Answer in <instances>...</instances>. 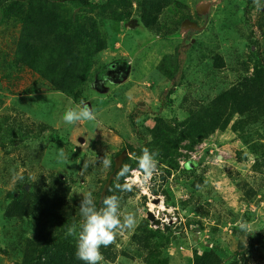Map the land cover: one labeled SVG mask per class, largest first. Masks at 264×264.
I'll return each instance as SVG.
<instances>
[{"label":"trees","instance_id":"obj_1","mask_svg":"<svg viewBox=\"0 0 264 264\" xmlns=\"http://www.w3.org/2000/svg\"><path fill=\"white\" fill-rule=\"evenodd\" d=\"M260 11L256 24H247L249 29L253 26L264 31V9ZM190 18V7L179 0H0V23L4 22L7 26L2 32L17 30L12 54L0 50V70L6 77L18 68L28 69L35 74L37 79L23 91L25 95H35L42 87H48L50 91L69 98L75 105H88L85 86L91 78L97 82L100 72L111 69L109 65L100 63V55L117 43V37L125 30L127 23L138 20L152 35L172 39L179 36L182 23ZM242 25L246 26V21ZM245 38L254 60H241V56L230 46L224 51L208 50L198 58V68L193 73L192 81L189 80L183 87L184 94L178 109L181 119H166L157 114L144 125L136 143L126 141L121 149L126 148L129 152L122 164L133 169L137 167V158L143 149L159 153L157 167L159 179L163 181L159 185L161 192L171 199L170 205L180 208L186 217L193 215L186 222V227L206 236V241L199 242L182 264H231L226 262L227 253L221 248L216 235L228 222L232 223L231 231L235 227L233 234H242L254 242L264 240L262 228L254 229L252 233L243 231L236 227L239 220L233 213L218 210L213 203H195L194 190L204 184L203 175L195 174V167L199 163L188 160L179 166L182 146L186 151L193 152L196 146L207 143L216 133L229 131L245 148L231 155L238 163H245L248 157H254L250 168L262 174L264 185V49H261L264 43H260L261 46L254 51L255 43L251 36L248 34ZM233 40L234 36L229 45ZM172 56L163 55L156 66L161 76L172 83L166 95L161 93V102L165 107L171 105L169 97L182 86L180 78H177L179 62ZM228 71L236 75L231 85L226 82ZM129 117L136 131L135 118L133 115ZM50 129L49 125L35 124L21 113H0L2 188H6L8 180L15 177V163L29 169L43 163L41 155L46 146L41 143L35 146V150L30 144ZM208 153L209 148L201 156L202 160ZM119 154L113 157L112 167L106 168L104 178L103 164L97 162L96 166L87 161L74 173L76 175L65 176L52 169L44 173L41 169L32 181L29 176L22 175L13 188L4 190L6 196L0 212L9 227L13 225L18 229L10 244L16 259L13 264H84L75 256L76 240L66 235L69 227L76 225L79 229L81 222L79 203L85 194H78L74 186L80 185L91 174L86 186L99 208L103 186ZM180 172L188 177L190 174L196 176H192L193 181L189 185L190 196L174 200L169 183L178 185L177 175ZM229 173L228 170L226 175ZM123 178L118 177L117 171L104 196L119 197L121 218L131 213L124 209L128 206L130 191H121L118 187L124 184ZM228 178L246 205L260 191L242 175L229 174ZM152 192L156 194L158 190L152 188ZM198 199L200 196L196 197ZM255 217V212L248 209L241 218L251 224ZM6 229L10 230L8 227ZM175 230L169 226L164 230H155L149 227L146 219L136 221L133 229L123 230L128 236L123 248H117L118 234L112 244L101 246L103 261L106 264H177L173 262L170 247L177 241V232L183 228L179 226ZM185 242L182 243L188 246ZM239 246L244 249L241 241L238 242Z\"/></svg>","mask_w":264,"mask_h":264},{"label":"rangeland","instance_id":"obj_2","mask_svg":"<svg viewBox=\"0 0 264 264\" xmlns=\"http://www.w3.org/2000/svg\"><path fill=\"white\" fill-rule=\"evenodd\" d=\"M179 1L190 7V22L196 26L186 24L181 29L179 36L172 39H161L147 32L138 20H132L127 23L125 30L117 37V43L100 55V63L109 65L111 69L100 72L96 78L97 82L91 78L89 84L87 83L85 86V92L89 99L88 106L96 114L95 121L78 122L74 125L64 123L61 119L63 113L69 109L78 110L81 106L73 104L69 98L59 93L50 91L48 87H42L35 95H25L23 91L37 79V76L25 68L14 70L9 77H6V74L3 75V71L0 70V113L7 112L9 115H15V112L21 113L34 121L35 124L43 123L51 128L41 135L39 140L30 144L35 150V146H39L41 143L46 146L41 155L43 163L37 164L32 169L15 163L17 164L15 177L8 180L6 188H2L0 183V207L6 196L5 191L14 187L19 176H29L32 181L41 169L44 170V173L52 169L65 176L76 175L74 173H77L78 168L82 165L85 166L84 163L87 161L97 166V162L102 163L101 158L112 160L124 150L128 155L129 152L126 148L121 150L125 147L126 141L136 143L142 135L141 131H143L144 125L151 122L150 119L155 115L158 114L166 119L173 117L181 119L178 109L180 99L184 94L183 87L189 80L192 81L193 73L198 68V58L205 55L208 50L224 51L227 46H230L241 56V60L245 59L246 62L254 60V57L249 53L250 44L245 36L247 37L248 34L251 36L255 43V48H253L255 51L261 46L260 43H264V31L253 26L249 29L247 26L248 23L255 25L261 14L253 0ZM245 21L246 26L242 25ZM236 22L239 23L236 24ZM5 27H7L5 23L1 22L0 50L11 55L17 30L8 29L4 34L2 31ZM233 36V43L229 45L228 42L232 40ZM261 49H264V45L261 46ZM165 54L173 55L172 57L178 59L177 78H180L182 84L175 90L176 93L174 92L169 97L172 102L169 107H165L161 102V93L166 95L172 88V83L156 70V66ZM206 62L207 60L204 61V63ZM227 73L226 82L231 85L236 80V75L234 76L231 71ZM248 74H251V70ZM130 115L135 118L136 131L131 125ZM203 144L196 146L193 152L186 151L184 146L180 149L182 159L179 161V166L188 160L198 162L195 174L203 175L204 184L198 190H194V202L200 201V204L203 205L206 202L213 203L214 208L233 213L238 216L239 220L236 227H239L240 222H244V218L241 217L249 209L250 212H255L256 217L253 219L254 223L247 224V231L252 233L254 229L262 228L264 230V185L262 184V174L252 171L250 168L254 157H248L245 163L236 161L231 154L234 151H244L245 148L241 141L229 131L216 133L210 137L207 143ZM206 147L211 148L214 154L208 153L202 160L201 156H204ZM225 153L226 158L220 159L225 156ZM106 170L108 169H102V178L105 177ZM228 170L230 175H242L260 190L249 205L241 200L240 193L231 184L228 178L229 174L226 175ZM262 171H264V167H262ZM195 174H190L188 177L180 172L177 175L179 184L169 183L174 200L187 199L190 196L188 189L193 181L192 176H196ZM89 177L91 174L80 185L74 186V190H78L76 191L78 194L83 195L89 191L86 186ZM159 177L160 172L155 173L145 185L140 175L135 178L136 182L132 179L133 175H130V183L135 184L130 190L128 206L124 209L133 213L137 222L146 219L147 213L152 212L158 221L161 220L162 225L158 227L160 230L169 226L173 231H176L177 227L182 226L183 230L178 231L175 236L178 243L176 241L170 247L173 262L182 264L186 262L185 259L191 255L192 249L199 242L206 241V236L186 227V222L193 215L189 214L186 217L180 208L170 205L169 200L171 199H168L159 188V185L163 184ZM123 183H125V178H123ZM186 185L188 186L185 187ZM152 188L158 192L154 194ZM28 189L27 187L26 190ZM198 196L200 199L196 200ZM155 200L158 203H154ZM172 220L176 221L171 223ZM204 222L212 223L208 220ZM231 227L232 223L228 222L223 230L216 234L221 248L227 253L226 262L264 264V247L262 248L264 240L258 239L257 242H254L242 234H233L232 231L235 227L232 231ZM16 229L17 226L10 225L9 227L6 224L2 212H0V264H13L16 261L12 255V248H10ZM116 234H118L117 248H123L128 236L126 232L119 230ZM183 241H186L188 246H185ZM239 241L242 242L244 249H241V246L238 248ZM101 264L106 263L102 261Z\"/></svg>","mask_w":264,"mask_h":264},{"label":"clouds","instance_id":"obj_3","mask_svg":"<svg viewBox=\"0 0 264 264\" xmlns=\"http://www.w3.org/2000/svg\"><path fill=\"white\" fill-rule=\"evenodd\" d=\"M253 3L257 10L264 9V2L262 0H253ZM61 119L66 124L74 125L78 122L95 121L96 114L88 105H82L78 110L69 109L65 111ZM209 154H214L211 148H209ZM158 155V152L145 148L137 158V167L135 169L127 164H120L118 167V177L126 179L124 184L118 185L120 190H131L132 184L127 182L130 179L131 173H138L146 185L153 175L158 172ZM101 159L104 168L112 167V160L108 158ZM79 210L81 216L79 229L76 225H72L68 228L66 235L72 236L76 240L75 256L78 260L83 261L84 264H100L104 260L100 252L101 246L107 247L112 244L118 230L133 229L136 226L134 214L128 213L121 218L119 197L116 195L104 197L101 200V206L97 208L93 194L87 192L79 203ZM154 218L156 219V215H154ZM161 225L162 223L159 226ZM159 226H155V230L159 229ZM238 226L241 230H248L246 222L242 221ZM149 227L152 228L153 226L149 224Z\"/></svg>","mask_w":264,"mask_h":264},{"label":"water","instance_id":"obj_4","mask_svg":"<svg viewBox=\"0 0 264 264\" xmlns=\"http://www.w3.org/2000/svg\"><path fill=\"white\" fill-rule=\"evenodd\" d=\"M186 24H190L192 26H196L194 23H191L189 20H185L182 25L181 28H183ZM126 157H128L127 152L124 150L122 151L114 160V168L112 173L109 175L105 185L103 186L102 192H101V196L100 199L102 200V198L105 196L107 190L109 189L110 183L111 181L114 179V175L115 173L118 171V167L120 164L123 163V161L126 159ZM27 188V187H26ZM25 188V189H26ZM154 203H158L157 200L154 201ZM146 220L149 222V224L151 226H159L160 225V221H158L157 219L154 218L153 213L148 212L147 213V217Z\"/></svg>","mask_w":264,"mask_h":264},{"label":"built area","instance_id":"obj_5","mask_svg":"<svg viewBox=\"0 0 264 264\" xmlns=\"http://www.w3.org/2000/svg\"><path fill=\"white\" fill-rule=\"evenodd\" d=\"M225 155H226V153H225ZM130 175H131V176L133 175V178H132V179L134 180V182H136V181H135V178H136L137 176H139V175H138L137 173H131ZM125 182H126V179H125ZM127 182H129V183H130V182H131V179H129ZM133 184H135V183H133ZM133 184H132V186H133ZM175 221H176V220H172V222H171V223H174ZM152 228H154V229H155L156 227H155V226H153Z\"/></svg>","mask_w":264,"mask_h":264}]
</instances>
